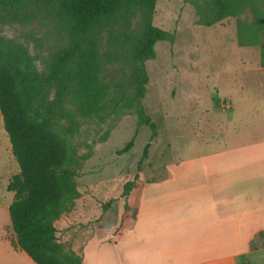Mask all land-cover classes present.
<instances>
[{
    "label": "rangeland",
    "instance_id": "374dc122",
    "mask_svg": "<svg viewBox=\"0 0 264 264\" xmlns=\"http://www.w3.org/2000/svg\"><path fill=\"white\" fill-rule=\"evenodd\" d=\"M206 2L157 0L153 24L173 40L157 43L155 58L146 63L149 84L142 106L154 129L140 126L135 110L104 123L83 118L68 102L50 113L56 88L38 99L39 112L69 142L77 173L75 195L52 219L65 256L83 257L85 264H181L171 260L181 253L179 241L136 257L132 244L125 250L109 243L113 228L120 222L131 228L142 189L166 179L171 165L264 140V0L210 27L201 23ZM141 29L136 9L109 20L101 33L103 81L114 90L131 81L128 37ZM253 37L257 45L251 44ZM67 41V30L36 6L0 11V48L24 46L39 73L48 71L52 54ZM130 142L129 151L119 154ZM19 172L0 113V264H35L18 249L10 219L14 194L8 185ZM127 181L134 185L125 197ZM111 200L103 211L102 202ZM250 246L252 253L214 264H264V231Z\"/></svg>",
    "mask_w": 264,
    "mask_h": 264
},
{
    "label": "trees",
    "instance_id": "16d2710c",
    "mask_svg": "<svg viewBox=\"0 0 264 264\" xmlns=\"http://www.w3.org/2000/svg\"><path fill=\"white\" fill-rule=\"evenodd\" d=\"M156 4L157 0H0V11L36 6L56 19L68 34L67 44L52 54L46 73L34 68L24 46L0 48V113L20 169L8 185V191L14 194L9 213L18 249L35 264H85L83 257L63 254L59 227L52 220L77 191V173L71 168L72 150L55 131L52 121L39 112L37 101L48 89L56 88L50 113L68 102L83 118L104 123L122 112L135 110L139 125L154 129L142 106L149 84L146 63L155 58L157 43L173 40L169 32L153 24ZM248 7L255 8L256 0H207L201 23L213 26ZM136 9L142 16V29L128 37L133 75L128 85L114 90L103 81L101 33L109 20ZM253 38L251 44L257 45ZM260 66L264 68V50ZM132 144L118 153L128 152ZM148 149L149 145L144 158ZM133 185V181H127L122 196H129ZM112 203L113 200L102 202L103 211ZM125 230L120 222L113 228L109 242L118 244Z\"/></svg>",
    "mask_w": 264,
    "mask_h": 264
},
{
    "label": "crops",
    "instance_id": "0c3cea01",
    "mask_svg": "<svg viewBox=\"0 0 264 264\" xmlns=\"http://www.w3.org/2000/svg\"><path fill=\"white\" fill-rule=\"evenodd\" d=\"M169 173L142 189L133 225L111 245L132 244L137 257L177 240L181 253L171 260L181 264H214L252 253L250 242L264 231V140L185 157Z\"/></svg>",
    "mask_w": 264,
    "mask_h": 264
}]
</instances>
